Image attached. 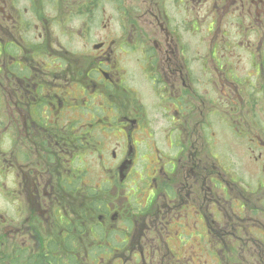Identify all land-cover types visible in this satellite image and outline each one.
<instances>
[{"label": "flooded vegetation", "instance_id": "flooded-vegetation-1", "mask_svg": "<svg viewBox=\"0 0 264 264\" xmlns=\"http://www.w3.org/2000/svg\"><path fill=\"white\" fill-rule=\"evenodd\" d=\"M114 2L0 0V264H264V0Z\"/></svg>", "mask_w": 264, "mask_h": 264}, {"label": "rangeland", "instance_id": "rangeland-1", "mask_svg": "<svg viewBox=\"0 0 264 264\" xmlns=\"http://www.w3.org/2000/svg\"><path fill=\"white\" fill-rule=\"evenodd\" d=\"M134 2L135 0H115L114 3H110L107 7L105 6L104 9L102 8L101 6V9H100V12L96 14V9H95V15H96V18L97 19H101L103 16L105 18L107 17H112L114 19L113 23L115 24L117 22V20L120 18V17H123V14H124V10H121L123 7L127 8V12L125 14V17H129V18H134V17H137L138 15H141L146 7H147V3H143V0H142V3L140 0H138V8H134ZM130 3H132V8H130ZM102 12H104V15H102ZM186 14V13H185ZM172 16L170 17L172 22H173V25L174 24H178L179 22V18H182V13L178 14V13H175L173 12L171 14ZM187 15V14H186ZM191 16L194 17L193 15V12H191ZM114 27H116L115 25H113ZM176 27V26H175ZM202 30L203 28H199V34L198 35H202ZM193 30H190V33L188 35L185 36V39H188L189 40V43H188V50L190 48V52H192L191 50H193L194 46L197 44V41H198V37L197 36H194L193 35ZM240 33H242V31H240ZM184 34H186V32H184ZM78 48V46H76ZM256 97H264V93L261 91L258 93V95ZM230 146H227V149L230 150ZM0 208L2 209V204L0 202Z\"/></svg>", "mask_w": 264, "mask_h": 264}]
</instances>
